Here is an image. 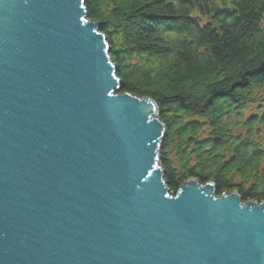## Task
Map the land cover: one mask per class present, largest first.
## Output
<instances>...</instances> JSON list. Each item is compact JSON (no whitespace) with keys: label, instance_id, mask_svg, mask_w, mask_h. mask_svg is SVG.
Returning <instances> with one entry per match:
<instances>
[{"label":"water","instance_id":"95a60500","mask_svg":"<svg viewBox=\"0 0 264 264\" xmlns=\"http://www.w3.org/2000/svg\"><path fill=\"white\" fill-rule=\"evenodd\" d=\"M85 2L0 0V264H264V201L169 190Z\"/></svg>","mask_w":264,"mask_h":264},{"label":"trees","instance_id":"16d2710c","mask_svg":"<svg viewBox=\"0 0 264 264\" xmlns=\"http://www.w3.org/2000/svg\"><path fill=\"white\" fill-rule=\"evenodd\" d=\"M120 81L153 98L171 192L190 178L264 201V0H86ZM229 9V10H227Z\"/></svg>","mask_w":264,"mask_h":264}]
</instances>
